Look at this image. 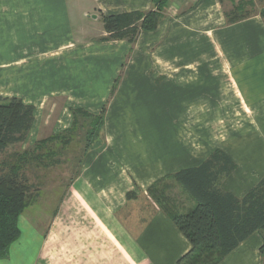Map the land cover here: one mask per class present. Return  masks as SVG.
<instances>
[{
  "label": "crops",
  "instance_id": "crops-1",
  "mask_svg": "<svg viewBox=\"0 0 264 264\" xmlns=\"http://www.w3.org/2000/svg\"><path fill=\"white\" fill-rule=\"evenodd\" d=\"M224 1L169 0L156 28L140 32L130 44L101 39L106 33L100 17L154 10L152 0H0V96L34 107L31 134L49 122L54 128L68 127L70 108L93 113L104 108L106 138L102 150L84 157L72 196L61 210L59 218L77 214L74 226L58 219L42 241L31 226L38 240L29 261L26 248L16 253L18 243H12L0 264H177L190 249L188 240L161 211L145 217L141 208L132 215L134 198L153 183L173 180L178 170L199 164L214 149L204 142L213 143L235 164L221 178L222 190L240 198L264 175V161L245 169L237 161L244 157L242 143L256 142L248 140V133L264 138V20L254 13L227 24ZM204 57L222 63L224 73L226 66V75L179 71L205 63ZM117 76L120 82L114 87ZM196 77L227 78L235 103L254 117L228 127L225 119L211 121L206 115L202 146L196 147L191 129L186 132L192 136L180 139L178 126L171 139L178 150H166L163 131L153 129L164 124L155 113L164 104L178 110L179 90L188 93L189 81ZM56 98L62 101L53 116ZM214 106L193 99L182 110L190 119L196 111L227 110L224 103ZM207 126L211 131L204 130ZM262 242L259 232L252 233L219 264H262Z\"/></svg>",
  "mask_w": 264,
  "mask_h": 264
},
{
  "label": "trees",
  "instance_id": "trees-1",
  "mask_svg": "<svg viewBox=\"0 0 264 264\" xmlns=\"http://www.w3.org/2000/svg\"><path fill=\"white\" fill-rule=\"evenodd\" d=\"M168 2L152 0L154 10L102 15L100 21L106 36L101 39L135 43L140 32L156 28ZM224 14L228 24L248 17ZM260 14L264 17V12ZM71 115V125L63 132L37 140L29 147L7 152L9 146L22 144L27 139L34 121V107L17 97L0 96V154L3 153L0 158V258L8 256L10 246L20 235L19 217L30 204L31 190L38 189L36 182L30 181V174L35 176L34 170L47 168L50 156L48 141L62 139L63 144H67V134L74 130L81 117L90 124L85 127L84 151L104 145L103 138H100L104 108L98 114L79 107L71 108ZM234 167L232 159L216 149L199 164L182 168L172 175L194 201L187 211L168 214L190 244V249L178 259L177 264H218L254 232H259L263 238L259 252L264 264V175L238 198L220 187L221 178Z\"/></svg>",
  "mask_w": 264,
  "mask_h": 264
},
{
  "label": "rangeland",
  "instance_id": "rangeland-1",
  "mask_svg": "<svg viewBox=\"0 0 264 264\" xmlns=\"http://www.w3.org/2000/svg\"><path fill=\"white\" fill-rule=\"evenodd\" d=\"M224 2L226 3L225 4L226 6L224 5V8L226 9V12L230 16L236 13L237 15L244 14L250 17L254 13H258L259 16L264 20V17H262L260 14V12H264V0H225ZM86 32L89 33V31ZM201 59L202 60L204 59V61L206 62L194 63L191 65L192 67L188 68V70L182 69V67H180L179 71L198 72V71L210 70L209 72L214 71V74L216 75H226V66L224 73L223 72L224 65H222V63L214 64L213 59H212V63L211 62L209 63L208 61L210 60H208L207 57ZM217 59L218 57H216V60ZM205 67H207V69H205ZM219 72L221 74H219ZM119 78L120 77L117 76V78L115 79L113 85L114 87L117 85L118 80L120 82ZM163 82L165 83V81ZM179 82L185 83L186 81L181 80ZM189 82L191 83V85H188L187 87L189 90L188 93L187 90H184L185 92L179 90V95L177 99L178 110L177 109L172 110L170 104L168 106L164 104V106L161 108L162 110H159L158 112L155 113L157 118L163 121L164 124L162 127H159L157 125V128H153V129L156 133H161L163 131L162 136L164 137V139L166 137V139L169 141V144L165 145L166 150L177 152L178 150L177 146L171 143V139L177 136L176 134L177 132H175V128H177L178 126L180 129L177 130L181 132L178 133V135L181 134L179 136L180 139H182V137L192 136L186 132L187 130L191 129L194 130L193 136L195 137L194 139L196 142V147L202 146L201 137H203V128L201 127V125L206 115L210 117L211 121L218 120L220 118H223V120L225 119L228 127L231 126L235 127L236 125L234 124H239V123L242 124L243 122L247 123V120L252 119L254 117L253 113L246 112L245 110H243V108L242 109L240 108V105L238 103H235L234 95H230L232 94V90L229 86V81L227 78L219 80L209 77L206 79L205 78L199 79L196 77L195 80H190ZM223 85H225L224 86L225 90L222 89L223 92H221L220 89L222 88ZM224 91L227 93L226 96L224 95ZM193 99L195 100L196 104L197 103L212 104V107L213 105L218 106L220 103H224L226 105L227 110L216 111L214 110L215 109L214 108L213 110L208 112L196 111L194 112L193 119H190L188 115L189 114L188 111L186 109L185 111H183L182 108L186 105L188 101ZM61 101H62L61 98H56L55 100H53L55 104L53 110L56 112L53 111L51 115L55 116V114H58L57 109L60 107ZM199 108H202V105ZM232 108H238V110H232ZM88 112L93 113L90 111ZM98 113H93V114H98ZM51 115L50 118L52 117V121H53L54 117ZM70 115H71V108H70ZM71 122H72V115H71ZM51 123L49 122L48 124H46L45 127H40L38 129L39 131H36V134L35 131L34 134H31L29 131L27 139L25 140L24 143L9 146L6 151L11 152L14 150H20L25 147H29L37 140L47 139L48 137H51L57 133H61L65 129L70 127L69 125L66 128H60V127L54 128L50 126ZM88 124H89L88 122H85L81 117H79L77 126L74 128V130L71 133L67 134V138H69V142L65 141L67 144H63L64 141L62 139H57L50 142L48 141L49 144L48 151L50 152V156L49 159L47 160L48 163L47 168L46 169L38 168V170H34L37 177H35L36 175L32 176V174H30V181L36 182V186L38 187V189L31 190L32 194L30 198V204L24 209V211L19 217L21 224L19 225L20 235L16 239V241L13 242V244L18 243L13 248V249H17L16 253L21 251L20 249L26 248L25 257L27 256L26 254L29 253L27 257L28 261L29 258H31L30 256L31 252L37 249L36 244L38 240L37 237L33 238L34 231L31 226L35 228V232H37V234L40 236L39 238L41 241L47 237L51 227H53L55 224L58 223L59 221L58 219H64L62 220V222L69 223L70 226H74L75 218L72 217L77 214H74L71 211L72 216H69L70 214L68 215L65 214L64 218H59L62 217L63 215L61 210L62 208H64L65 202H67L66 200L72 196L70 194V191L74 187V180L80 173L81 165L86 154L90 151H100L106 145L105 129L103 127L100 136V138L101 139L103 138L104 140L103 147L97 149L96 146L90 145L92 147L84 151L83 146L84 143L86 142L85 127H87ZM144 129L147 133H150L149 131L150 129H148L147 127ZM211 129L212 127L207 126L204 130L211 131ZM257 129L258 132L263 130V128L261 127H258ZM183 131L184 133H182ZM248 134H250L248 140L250 139L249 141L252 140L256 142L255 144L251 143L250 145H248V143H242L244 149L240 157L241 156L245 157L247 154H252L254 155L255 158H253L252 160L245 159L244 157H242V159H237V161L241 164L240 167L244 169L250 163H256V161L261 163L264 161V138L262 137L263 135L261 133H259L260 136L258 134L256 135L252 133H248ZM204 144L205 147L207 148L208 147L214 148L212 149V151L219 149L215 147L213 143L204 142ZM2 157H3V153L0 154V158ZM152 185H153L152 187L153 189L148 190L149 187L151 186L150 185L146 189V191L140 192L138 194L141 196V197L139 196L140 198L139 197L134 198L135 200L133 201V203H135L136 206L131 208L132 215L135 214V211L141 210L142 208V210L144 211L143 216L145 217L147 216L150 217L155 211H161L164 215L169 217L168 214H170V212L171 213L173 211L179 212V211H184L186 209L188 210L190 208V203L192 201L191 198L189 196H186V194H183L184 193L182 192L183 190H180L181 188H179L176 184H174L171 178L168 179L165 178L160 183H153ZM247 191H245V193ZM127 195L129 196L130 193L128 192ZM85 210H89V209L85 207ZM28 223L30 226H26V227L23 226L25 224L28 225ZM16 253L13 252L12 255L15 256ZM9 254H10V248H9L8 256ZM222 260H220L218 264L221 263Z\"/></svg>",
  "mask_w": 264,
  "mask_h": 264
}]
</instances>
